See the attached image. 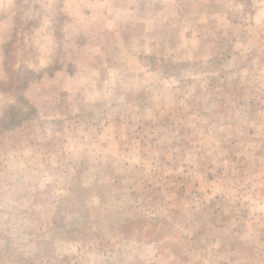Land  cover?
Returning a JSON list of instances; mask_svg holds the SVG:
<instances>
[{
    "label": "rangeland",
    "instance_id": "1",
    "mask_svg": "<svg viewBox=\"0 0 264 264\" xmlns=\"http://www.w3.org/2000/svg\"><path fill=\"white\" fill-rule=\"evenodd\" d=\"M4 115L0 264H264V0H0Z\"/></svg>",
    "mask_w": 264,
    "mask_h": 264
},
{
    "label": "trees",
    "instance_id": "2",
    "mask_svg": "<svg viewBox=\"0 0 264 264\" xmlns=\"http://www.w3.org/2000/svg\"><path fill=\"white\" fill-rule=\"evenodd\" d=\"M7 54H8V50H7V47H6V49H5L6 57H7ZM30 73H32V72H30ZM12 83L13 82H11L10 85ZM21 83H22V86L20 87V89L24 88V86H26L28 84L24 80ZM27 106H28L27 107V111L19 110V112L15 116H11V118L9 120L7 119V117L5 115H4V117H1L0 118V126L3 124V122H5L6 119H7L8 122H22L24 119H28L29 117H31L32 114H34L36 112V110L32 106H29L28 104H27Z\"/></svg>",
    "mask_w": 264,
    "mask_h": 264
}]
</instances>
